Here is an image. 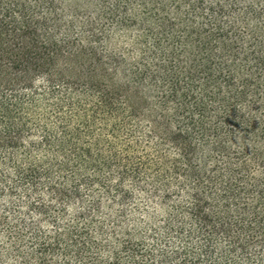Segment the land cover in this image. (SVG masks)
<instances>
[{
	"label": "trees",
	"instance_id": "trees-1",
	"mask_svg": "<svg viewBox=\"0 0 264 264\" xmlns=\"http://www.w3.org/2000/svg\"><path fill=\"white\" fill-rule=\"evenodd\" d=\"M0 264H264V0H0Z\"/></svg>",
	"mask_w": 264,
	"mask_h": 264
}]
</instances>
